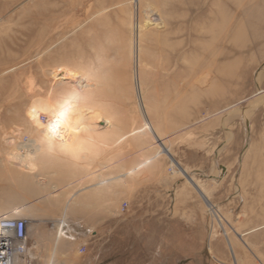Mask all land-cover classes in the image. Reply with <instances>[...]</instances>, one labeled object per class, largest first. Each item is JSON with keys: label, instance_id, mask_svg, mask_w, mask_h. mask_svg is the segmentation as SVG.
I'll return each mask as SVG.
<instances>
[{"label": "rangeland", "instance_id": "374dc122", "mask_svg": "<svg viewBox=\"0 0 264 264\" xmlns=\"http://www.w3.org/2000/svg\"><path fill=\"white\" fill-rule=\"evenodd\" d=\"M49 9L66 12L47 29ZM232 20L234 41L209 46ZM136 34L142 46L152 39L171 53L159 56L155 46L135 80ZM201 53L221 57L209 65ZM167 61L168 72H156ZM202 64L224 67L220 86L213 77L196 84ZM69 72L91 88L76 92ZM43 101L38 115L75 104L110 127L81 133L76 151L42 145L24 177L6 169L4 141H43L27 116ZM1 175L11 183H0V214L27 219L36 239L30 264H166L155 252L169 241L174 264H264V0H0ZM185 199L202 221L169 224V200ZM84 232L92 243L79 253L74 239Z\"/></svg>", "mask_w": 264, "mask_h": 264}, {"label": "bare ground", "instance_id": "6f19581e", "mask_svg": "<svg viewBox=\"0 0 264 264\" xmlns=\"http://www.w3.org/2000/svg\"><path fill=\"white\" fill-rule=\"evenodd\" d=\"M60 2V0H44L45 3H51V2ZM219 1V0H218ZM214 3V2H213ZM219 3V2H218ZM214 5V4H213ZM35 6V5H34ZM190 6V5H189ZM187 7V6H186ZM195 7V6H194ZM37 8V7H35ZM219 8V7H218ZM217 8V9H218ZM222 8V7H221ZM33 9V8H32ZM218 11V10H217ZM45 12V11H44ZM65 10L62 9H58L57 11H53L51 9H49L48 11L46 10V12L44 13V18H46L45 21H47V24L44 23V27H46L47 29H50V21L49 20H53L55 18H59L62 15L65 14ZM224 13V11H222ZM219 14V13H218ZM23 15V14H22ZM224 15V14H223ZM226 16V14H225ZM224 16V18H226ZM221 18V17H220ZM33 20H36L35 17H32ZM223 19V18H222ZM227 19V18H226ZM229 19V18H228ZM223 21V20H221ZM220 21V22H221ZM233 21V20H232ZM230 23V26L228 27V30L226 31V33H220L218 34L216 37H213L210 39V41L208 42L209 46H218V47H224L225 43L227 42H233L234 38H235V23L234 21ZM225 22V21H224ZM43 24V23H42ZM219 24V23H218ZM223 24V23H222ZM224 25V24H223ZM195 26V24H194ZM212 26V25H211ZM215 26V25H214ZM180 27V26H179ZM217 27V26H216ZM223 27V26H222ZM192 28V27H191ZM193 29V28H192ZM211 29V28H210ZM208 29V30H210ZM216 29V28H214ZM222 29V28H221ZM183 30V29H182ZM207 30V29H206ZM207 30V32H208ZM217 30V29H216ZM219 30V29H218ZM174 31V30H173ZM179 31H181L179 29ZM221 31V30H220ZM205 32V30L203 31ZM192 33V32H191ZM210 33V32H209ZM207 33V34H209ZM219 33V32H217ZM228 34V36H226ZM214 35V33L212 34ZM181 39L183 42L184 39L186 40V42L188 41V43L190 42V39L188 37H184ZM149 38V37H148ZM143 39V38H142ZM150 39V38H149ZM145 40V39H144ZM152 39L150 40H146L147 44L146 46H142L140 43L141 41V36L140 34H136L134 37V41H133V45H132V53H133V57H134V68H133V76L134 79L136 80L137 77L139 78L140 75H142V69H141V65L142 62H148L147 58H155L154 56L157 54L156 53V47L158 48V53L160 54L159 56H162L164 53H171L167 50V45L166 43L162 42L158 44H154V42L152 41ZM181 41V43H182ZM208 41V40H207ZM145 42V41H144ZM157 42V41H156ZM199 42V41H198ZM204 42V41H203ZM2 44V43H1ZM196 44V43H195ZM150 45V46H149ZM194 45V43H193ZM233 45V44H232ZM148 46V47H147ZM187 47V46H186ZM202 47V46H201ZM185 48V47H184ZM183 48V49H184ZM207 49V48H206ZM205 49V50H206ZM210 49V48H209ZM221 49V48H219ZM219 49H216L219 51ZM174 50V49H172ZM215 50V51H216ZM207 51V50H206ZM214 53V52H212ZM216 53V52H215ZM203 56L202 58H206L207 62H209V65L212 62L217 63L218 60H220L221 54H204L201 53ZM38 57V56H37ZM201 59V57H200ZM195 62V61H193ZM148 64V63H147ZM150 64V62H149ZM196 64V63H195ZM142 65V66H143ZM151 65V64H150ZM169 66V62H165L163 66H161L160 68L156 69V72L158 73H163L164 72H168L167 67ZM154 68V67H153ZM193 68V67H192ZM195 68V67H194ZM55 69V68H54ZM64 69V68H63ZM61 69V70H63ZM209 66L206 64H202L199 65L197 70L198 72H203L202 76L198 77V79L196 80L195 78V82L196 84L198 83V86L200 87H208L209 86V80L210 78H215L218 80L219 83H217L216 85L219 84L220 86V80L222 73L224 72V67L220 64H218L217 66H215V68L213 70H209ZM59 70V69H58ZM66 72L67 70L64 69ZM54 71V70H53ZM71 71V70H70ZM154 72V73H156ZM188 72V71H187ZM192 72V71H191ZM59 73V72H58ZM153 73V72H152ZM230 75L231 78L234 75V70H230ZM62 74V73H61ZM67 74V73H66ZM78 74V73H77ZM77 74L73 73V72H69L68 74V82L67 84H70L71 87L76 91V92H83L84 89H89L91 88V85L88 83H83L84 81H82V79H85L86 76H84V78H79L77 77ZM84 74V73H83ZM146 74V73H145ZM55 75L54 77L58 76L56 73L53 74ZM65 75V74H64ZM82 75V74H81ZM190 75V74H189ZM67 76V75H66ZM163 76V75H162ZM53 77V78H54ZM188 77V76H187ZM65 78V77H64ZM133 78V77H132ZM233 79V78H232ZM60 80V81H59ZM63 80V75L62 77L58 78V81L61 82ZM155 80V79H154ZM138 81V80H137ZM183 81V80H182ZM63 82V81H62ZM86 82V81H85ZM102 82V81H101ZM58 83V82H57ZM56 83V84H57ZM94 83V82H93ZM187 83V82H186ZM94 85V84H93ZM96 85V84H95ZM99 85V84H98ZM136 85V84H135ZM134 85V86H135ZM214 86V88H216L217 86ZM195 86V85H194ZM180 87V86H179ZM94 90V89H93ZM86 92V90L84 91ZM94 93V92H93ZM136 93H137V99H136V106L137 108L142 109V104L141 103V98H140V93L139 92V86H136ZM93 100V99H92ZM48 102V101H47ZM44 103V101H43ZM36 103L31 107V110L29 112V114L27 116H29L32 120H33V124H37L36 126L38 127H42V132H41V136L43 141L42 142H38V139H34V138H28L25 141L21 142L18 141L17 138H15L12 135H9L7 140L4 141L5 146L9 149L7 152V156H6V162L11 165L8 168H6L7 170H10L12 168H14L13 166H15V168H17V170L19 171V175L22 176H27V177H32V173L31 171V165L32 163L35 161L36 157L38 156V154L40 153V149L42 148V145H45L49 148L52 149H57V150H64V151H72L75 150L74 148H77L78 145L81 146L80 142V137H86L84 136L83 132L85 131H92L93 132V126L97 127L98 123L100 122L104 127V128H109L110 127V123L108 119H104V116L102 117L98 112L94 111L92 108H89L87 106H77L74 104V106L69 107V108H65L61 111H50L48 113L47 118L44 115H38L37 112L40 111H44L47 108V105H45V103ZM49 103V102H48ZM82 103V102H81ZM175 103V102H174ZM176 104V103H175ZM174 104V105H175ZM185 104V103H184ZM177 105V104H176ZM49 109V108H48ZM51 109V108H50ZM54 110V109H53ZM144 114V112H143ZM42 118L44 119L42 121ZM39 119V121H38ZM39 123V124H38ZM43 124V125H42ZM145 130L146 128H148L149 131L150 127L149 124L147 123L146 119H145ZM38 127V128H39ZM100 127V126H99ZM95 129V128H94ZM142 130V129H141ZM28 131V130H27ZM97 131V130H96ZM140 131V130H139ZM136 132V131H135ZM83 133V134H81ZM153 134V133H152ZM15 136H17V134H15ZM118 143V142H116ZM121 144V143H120ZM85 145V144H84ZM48 148V149H49ZM84 148V147H82ZM86 149V148H85ZM76 151V150H75ZM43 152V151H42ZM63 152V151H62ZM8 165V166H9ZM5 168V167H4ZM4 168H2V170H5ZM12 171V170H11ZM3 174V173H2ZM23 177V178H24ZM11 179V178H10ZM15 180V178H14ZM17 180V179H16ZM15 180V181H16ZM40 180V179H38ZM8 182L11 183L9 181V179L7 180V177H5L4 175L0 176V183H4L8 185ZM19 182V181H16ZM21 182V181H20ZM15 183V182H14ZM3 185V184H2ZM1 185V186H2ZM25 185V184H24ZM23 185V186H24ZM43 185V183H42ZM5 186V185H3ZM26 186V185H25ZM7 188V187H6ZM25 188V187H24ZM27 188V187H26ZM25 188V189H26ZM8 189V188H7ZM12 192V191H11ZM12 194V193H11ZM9 194V195H11ZM15 194V193H14ZM14 194H12L14 196ZM20 210H14L13 214H17L19 213ZM8 213H2L0 214V216L6 215ZM9 216V215H6ZM59 229V228H58ZM61 229V228H60ZM59 231V230H58ZM6 247H0V264H7L8 260H9V253L6 251ZM31 249L28 246V236L26 237V252L25 255L29 256V262L30 260V255H31Z\"/></svg>", "mask_w": 264, "mask_h": 264}, {"label": "crops", "instance_id": "0c3cea01", "mask_svg": "<svg viewBox=\"0 0 264 264\" xmlns=\"http://www.w3.org/2000/svg\"><path fill=\"white\" fill-rule=\"evenodd\" d=\"M162 203H164L163 200H158V199H154L152 200V206L154 207H162L164 206ZM205 203V202H204ZM206 205V204H205ZM168 206L171 208L170 210H167L166 212L163 211L162 215L163 217L167 218L169 224L171 223H179V224H187V223H192V222H197V221H202V219H198L196 220L197 216H193V211L191 209H189V201L188 200H169L168 202ZM207 206V205H206ZM179 208V210H176V208ZM153 215V217H158V219H160V211L154 210V212L151 213ZM152 217V219H153ZM27 220V219H26ZM28 225H27V236H28V245L30 247L29 241L32 243L33 241H36V239L34 238V236L30 233V229H29V221L27 220ZM90 228L88 229H92V222L89 224ZM114 226L112 225L111 228H113ZM94 237H97V234L94 235ZM107 239V238H106ZM188 239H191V236H188ZM74 240H76L78 242V246H85L88 247L91 243H92V234L89 235L84 232L83 234H80V236H78V238H75ZM191 243V242H190ZM201 246L202 249L204 250H208V247L206 248V245L204 246L203 242H201ZM167 247V251H165L164 249L166 247H164V245H161L159 247H157V252H155V255L160 256L161 255H166L168 256V260L166 262V264H171V263H176V254L177 252V246H176V242H171L169 241L167 245H165ZM31 248V247H30ZM105 252H108V248H106L104 250ZM182 253V251H180ZM183 253H187V251H183ZM172 257V258H171ZM156 262L152 263H148V264H155ZM71 264H74V262H72ZM97 264V262L95 263ZM156 264H160V258L158 259ZM162 264V263H161Z\"/></svg>", "mask_w": 264, "mask_h": 264}, {"label": "built area", "instance_id": "2783aa9c", "mask_svg": "<svg viewBox=\"0 0 264 264\" xmlns=\"http://www.w3.org/2000/svg\"><path fill=\"white\" fill-rule=\"evenodd\" d=\"M120 210L122 213L126 212L127 205ZM27 225L25 218L0 216V247H6L9 253L7 264H30L29 256L25 255ZM79 253H84V247L79 249Z\"/></svg>", "mask_w": 264, "mask_h": 264}]
</instances>
